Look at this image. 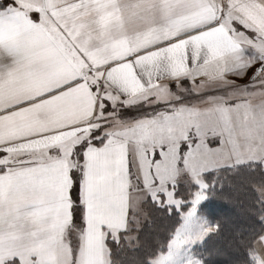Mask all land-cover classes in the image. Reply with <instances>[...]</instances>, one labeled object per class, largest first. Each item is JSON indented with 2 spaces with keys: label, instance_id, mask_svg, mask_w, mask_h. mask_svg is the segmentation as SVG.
Segmentation results:
<instances>
[{
  "label": "crops",
  "instance_id": "obj_1",
  "mask_svg": "<svg viewBox=\"0 0 264 264\" xmlns=\"http://www.w3.org/2000/svg\"><path fill=\"white\" fill-rule=\"evenodd\" d=\"M10 1L0 13V264H108L106 237L130 228L133 194L129 143L84 142L103 103L218 97V146L233 166L264 164V0ZM253 258L264 264V234Z\"/></svg>",
  "mask_w": 264,
  "mask_h": 264
},
{
  "label": "rangeland",
  "instance_id": "obj_2",
  "mask_svg": "<svg viewBox=\"0 0 264 264\" xmlns=\"http://www.w3.org/2000/svg\"><path fill=\"white\" fill-rule=\"evenodd\" d=\"M10 7L11 5L6 9ZM188 95L193 96L189 93ZM179 98L180 96L173 94L162 97L157 102L140 100L119 106L115 103L108 106L103 103L96 122L84 137V142L89 140L92 145L113 139H122L129 143L132 218L136 228L147 220L148 201L178 208L182 203L181 198L178 199L175 195L179 186H196V190L191 191L188 196L191 208L182 213V224L175 230L174 239L169 242L167 252L155 258L153 264H201L196 257V248L214 231L212 223L199 214V207L206 201L208 193L205 174L239 167L233 166L237 162L229 161L225 153L228 146L224 143L218 146L220 140L214 138L213 105L218 97L214 99L212 95L203 93L197 95L195 100L186 97L187 100L182 104L172 103ZM225 100L228 104L227 98ZM166 101H169L167 106L164 105ZM232 101L237 108L247 105L238 100ZM159 102L161 103L158 104ZM227 114H223V117ZM255 119V114L246 118L247 122ZM75 157L74 164L78 171L79 155ZM259 194L264 204V190ZM114 238L117 240V235Z\"/></svg>",
  "mask_w": 264,
  "mask_h": 264
},
{
  "label": "trees",
  "instance_id": "obj_3",
  "mask_svg": "<svg viewBox=\"0 0 264 264\" xmlns=\"http://www.w3.org/2000/svg\"><path fill=\"white\" fill-rule=\"evenodd\" d=\"M12 5L0 1V13ZM208 183L206 201L199 213L214 225V232L197 247L196 256L202 264H254L255 243L264 234V204L259 192L264 190V165H244L224 168L205 174ZM80 176L74 172V218H81ZM192 185V184H191ZM196 186L180 185L176 197L182 201L176 208L147 205V220L139 228L132 219L130 228L106 237L108 264H153L167 251L175 230L181 224L182 213L191 208L188 196ZM196 190V189H195Z\"/></svg>",
  "mask_w": 264,
  "mask_h": 264
},
{
  "label": "built area",
  "instance_id": "obj_4",
  "mask_svg": "<svg viewBox=\"0 0 264 264\" xmlns=\"http://www.w3.org/2000/svg\"><path fill=\"white\" fill-rule=\"evenodd\" d=\"M259 69H260L261 71H264V60H262V61L260 62V64H259Z\"/></svg>",
  "mask_w": 264,
  "mask_h": 264
}]
</instances>
